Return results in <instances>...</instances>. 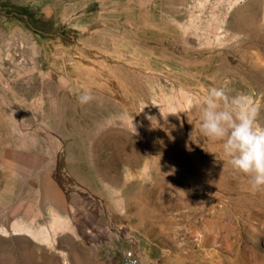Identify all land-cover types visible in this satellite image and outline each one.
Segmentation results:
<instances>
[{
  "label": "rangeland",
  "instance_id": "374dc122",
  "mask_svg": "<svg viewBox=\"0 0 264 264\" xmlns=\"http://www.w3.org/2000/svg\"><path fill=\"white\" fill-rule=\"evenodd\" d=\"M213 87L264 126V0H0V264H264Z\"/></svg>",
  "mask_w": 264,
  "mask_h": 264
},
{
  "label": "clouds",
  "instance_id": "9594fccd",
  "mask_svg": "<svg viewBox=\"0 0 264 264\" xmlns=\"http://www.w3.org/2000/svg\"><path fill=\"white\" fill-rule=\"evenodd\" d=\"M81 105L95 97L88 91L77 97ZM197 107L201 135L222 143L233 170L249 177L252 190L264 189V126L258 123L259 106L246 94L227 96L222 88H211Z\"/></svg>",
  "mask_w": 264,
  "mask_h": 264
},
{
  "label": "built area",
  "instance_id": "2783aa9c",
  "mask_svg": "<svg viewBox=\"0 0 264 264\" xmlns=\"http://www.w3.org/2000/svg\"><path fill=\"white\" fill-rule=\"evenodd\" d=\"M123 264H140L138 258L132 251H126L123 255Z\"/></svg>",
  "mask_w": 264,
  "mask_h": 264
},
{
  "label": "bare ground",
  "instance_id": "6f19581e",
  "mask_svg": "<svg viewBox=\"0 0 264 264\" xmlns=\"http://www.w3.org/2000/svg\"><path fill=\"white\" fill-rule=\"evenodd\" d=\"M194 186H195L196 188H200L199 185H198L197 183H194ZM80 207H81V206H80ZM73 208H74V206H73ZM73 208H72V209H73ZM74 209H75V208H74ZM80 209L83 210L82 207H81ZM72 212H74V211H72ZM82 212H83V211H82ZM85 212H86V211H85ZM94 212H95V210H93V209L91 210V209H88V208H87V213H88V214H94ZM76 213H78V212L76 211ZM76 213H74V214H76ZM84 214H86V213H84ZM72 215H73V214H72ZM74 217H75V216H74ZM84 217H85V216H84ZM75 218H76V217H75ZM57 219H58V218H57ZM57 219H56V220H57ZM54 222H55V220H54ZM54 224H55V223H54ZM61 226H62V225H61ZM84 226H85V225H84ZM55 228H56V227H55ZM86 228H88V227H86ZM86 228H84V229L86 230ZM81 229H82V228H81ZM88 230H90V229L88 228L87 231H88ZM81 231H82V233H83L85 236H87L85 231H83V230H81ZM119 231H120V230L118 229L117 232H119ZM91 233H92V232H91ZM91 233H90V234H91ZM91 235H92V234H91ZM107 238H108V237H106L105 239H107ZM123 238H124V237H123ZM108 239H109V238H108ZM125 239H127V238H125ZM128 239H130V238H128ZM131 241H132V240H131Z\"/></svg>",
  "mask_w": 264,
  "mask_h": 264
}]
</instances>
